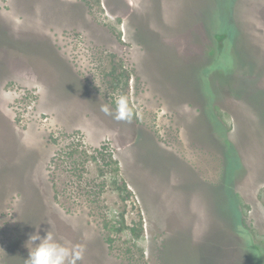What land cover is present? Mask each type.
I'll list each match as a JSON object with an SVG mask.
<instances>
[{"label":"rangeland","instance_id":"rangeland-1","mask_svg":"<svg viewBox=\"0 0 264 264\" xmlns=\"http://www.w3.org/2000/svg\"><path fill=\"white\" fill-rule=\"evenodd\" d=\"M37 228L78 264H264V0H0V264Z\"/></svg>","mask_w":264,"mask_h":264},{"label":"clouds","instance_id":"clouds-1","mask_svg":"<svg viewBox=\"0 0 264 264\" xmlns=\"http://www.w3.org/2000/svg\"><path fill=\"white\" fill-rule=\"evenodd\" d=\"M101 111L112 114L107 105H102ZM131 110L126 95H118L115 99L116 120H126L131 118ZM26 247L29 249V256L24 264H78L84 257L85 247L82 244H71V242L58 241L52 230H45V234H40L37 228L35 234H30Z\"/></svg>","mask_w":264,"mask_h":264},{"label":"flooded vegetation","instance_id":"flooded-vegetation-1","mask_svg":"<svg viewBox=\"0 0 264 264\" xmlns=\"http://www.w3.org/2000/svg\"><path fill=\"white\" fill-rule=\"evenodd\" d=\"M217 16V15H216ZM212 17V16H211ZM218 17V16H217ZM210 21H211V18H210ZM205 23V22H204ZM211 23H213V21L211 22ZM206 24V23H205ZM207 26L209 25V24H206ZM219 26V27H218ZM218 26H215L214 27V29H213V26H208V31H210L211 33H218V32H220L221 31V28H220V25L218 24ZM222 39H224V37H222ZM153 44H154V42H153ZM152 42L150 43V45H148V47H151L152 45Z\"/></svg>","mask_w":264,"mask_h":264}]
</instances>
